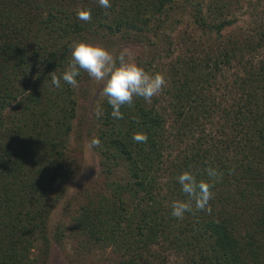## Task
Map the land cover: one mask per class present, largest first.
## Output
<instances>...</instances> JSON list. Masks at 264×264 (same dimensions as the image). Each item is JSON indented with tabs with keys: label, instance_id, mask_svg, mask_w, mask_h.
I'll use <instances>...</instances> for the list:
<instances>
[{
	"label": "trees",
	"instance_id": "16d2710c",
	"mask_svg": "<svg viewBox=\"0 0 264 264\" xmlns=\"http://www.w3.org/2000/svg\"><path fill=\"white\" fill-rule=\"evenodd\" d=\"M244 1L111 0L104 9L98 0H0V264H47L66 236L106 264H175L172 254L182 264H264V15L225 32ZM180 9L204 35L199 53L179 61L151 103L122 107L123 119L102 102L90 134L103 178L67 200L70 228H53L72 176L77 100L52 75L80 41L169 39ZM138 132L146 143L133 140ZM208 167L223 173L211 211L173 217L172 202L186 199L176 177L191 170L207 180Z\"/></svg>",
	"mask_w": 264,
	"mask_h": 264
},
{
	"label": "rangeland",
	"instance_id": "374dc122",
	"mask_svg": "<svg viewBox=\"0 0 264 264\" xmlns=\"http://www.w3.org/2000/svg\"><path fill=\"white\" fill-rule=\"evenodd\" d=\"M179 11L181 9L174 11L176 13L175 17H177ZM181 14L184 15L182 21L175 27V30L168 32L170 34L169 39H164L166 36L161 38L157 36L155 39L133 37L128 40H119L120 38L115 36L118 42L104 41L103 46L117 55L124 49L130 50L131 57L146 71L153 74L162 73L166 82L172 83L173 76L179 75L181 67L179 61L189 58L192 54L197 55L199 53L197 51L198 41L204 36L193 22L189 12ZM263 15L264 0H245L244 8L237 13L238 21L225 32L232 33L235 32L236 27H247L255 18ZM146 41L154 44L151 43L152 45L147 46L148 42ZM167 42L171 45L170 51ZM97 44L101 45L100 43ZM146 46L147 48H145ZM162 47L164 49H161ZM156 50L157 53L154 52ZM143 53L148 54L149 58L145 57L140 63ZM153 55L155 56L153 57ZM230 77L232 76L230 75ZM78 81V86L73 87L77 108L67 151L69 157L67 170L72 172V176L66 190V199L54 209L51 215L50 224L53 228L63 220H65L67 228H70V217L64 219V207L67 200L87 185H93L103 178L101 176L100 157L93 150L91 143L94 134H90V128L94 124L97 104L101 103L100 91L102 84L93 81L86 72L80 75ZM73 240L66 236L62 243L54 242L47 264H106L102 252L94 250L87 253L77 249V245ZM169 258H171V261H176L175 264H182L183 258L176 256V254L170 255Z\"/></svg>",
	"mask_w": 264,
	"mask_h": 264
},
{
	"label": "clouds",
	"instance_id": "9594fccd",
	"mask_svg": "<svg viewBox=\"0 0 264 264\" xmlns=\"http://www.w3.org/2000/svg\"><path fill=\"white\" fill-rule=\"evenodd\" d=\"M100 7L108 9L111 0H98ZM79 19L91 20V12L82 10L78 13ZM84 71L95 82L102 84L100 101L97 104L95 115L103 116L102 102L107 101L111 106V115L115 119H123L121 108L131 107L134 98H143L151 103L154 96L158 95L166 86V79L162 73H150L137 63L132 57L130 50L124 49L118 55L103 45L87 41L75 43L71 49V61L68 68L61 76L52 75L51 84L61 87V80L72 86L79 84L78 77ZM137 143H146L148 135L138 132L133 135ZM99 139H93L92 144L98 145ZM208 179H198L197 174L191 170H184L176 180L181 186V191L186 199L174 200L171 204V215L182 219L186 213L193 211V207L200 211H211L210 200L214 196L213 188L220 182L223 173L215 167L206 169Z\"/></svg>",
	"mask_w": 264,
	"mask_h": 264
}]
</instances>
